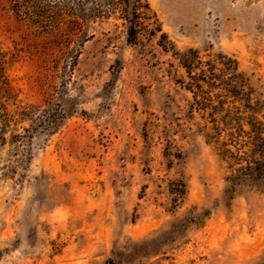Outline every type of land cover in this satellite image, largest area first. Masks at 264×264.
I'll use <instances>...</instances> for the list:
<instances>
[{"label":"rangeland","instance_id":"rangeland-1","mask_svg":"<svg viewBox=\"0 0 264 264\" xmlns=\"http://www.w3.org/2000/svg\"><path fill=\"white\" fill-rule=\"evenodd\" d=\"M147 2L154 33L130 43L118 12L37 33L0 0L16 94L0 143V264H264V174L240 169L244 134L215 131L216 97L197 108L172 53L234 58L264 125V0ZM51 103L65 117L28 137L17 111Z\"/></svg>","mask_w":264,"mask_h":264},{"label":"trees","instance_id":"trees-1","mask_svg":"<svg viewBox=\"0 0 264 264\" xmlns=\"http://www.w3.org/2000/svg\"><path fill=\"white\" fill-rule=\"evenodd\" d=\"M6 1V9L15 17L28 21L37 33H46L55 29L59 25L57 19L62 15L72 17L76 29H79L87 19L107 18L114 12H118L119 18L126 24L128 42L136 43L141 28L149 34L154 33L153 28H148L149 21L154 18V15L150 11L147 0ZM164 36L161 33V37ZM80 44L78 43V46ZM169 44L173 48L171 42ZM69 49L67 46V50ZM74 49H70L71 57L65 61L69 67L76 63L78 49L73 53ZM172 53L185 70L187 81L181 82L184 88L191 92L197 108H204L207 104H211L212 93L216 97L214 109L224 113L219 122H215L213 127L215 131L227 128L233 123L237 131L244 134V139L237 138L233 141V144L239 145L234 159L245 163V166L240 169L249 171V173L256 171L257 174H264V125L253 116L250 89L245 85L242 72L238 71L236 60L223 54H217L213 60H202L193 48L183 51L173 50ZM9 60L7 52L0 47V143L5 142L4 134L13 118V113L10 112L8 106L16 102V94L6 74ZM236 102L240 106H235ZM225 104H227L226 108ZM58 105V103H51L48 107L38 111L30 109L17 111L20 121L29 120L28 127H23V131L29 133L28 137H31V132L52 131L58 127L66 115L65 111L59 110ZM240 107L249 113L243 116ZM232 111L234 115L229 118L230 122H227L226 117H229ZM244 123L249 126L248 130L243 129ZM23 137L25 136L21 133L11 134L12 141L19 144ZM226 151L231 154L228 149Z\"/></svg>","mask_w":264,"mask_h":264}]
</instances>
